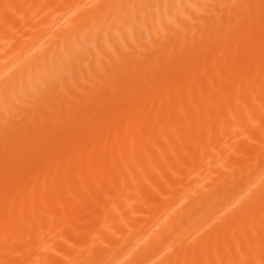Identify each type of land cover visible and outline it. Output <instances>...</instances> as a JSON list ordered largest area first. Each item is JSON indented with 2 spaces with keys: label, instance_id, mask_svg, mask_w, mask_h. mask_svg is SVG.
<instances>
[{
  "label": "bare ground",
  "instance_id": "obj_1",
  "mask_svg": "<svg viewBox=\"0 0 264 264\" xmlns=\"http://www.w3.org/2000/svg\"><path fill=\"white\" fill-rule=\"evenodd\" d=\"M0 264H264V0H0Z\"/></svg>",
  "mask_w": 264,
  "mask_h": 264
}]
</instances>
